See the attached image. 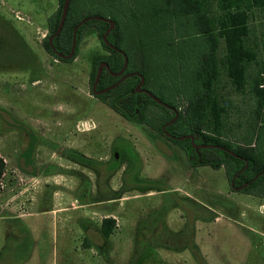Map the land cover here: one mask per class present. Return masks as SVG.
I'll list each match as a JSON object with an SVG mask.
<instances>
[{
    "label": "rangeland",
    "instance_id": "rangeland-1",
    "mask_svg": "<svg viewBox=\"0 0 264 264\" xmlns=\"http://www.w3.org/2000/svg\"><path fill=\"white\" fill-rule=\"evenodd\" d=\"M94 3L73 0L71 20L94 11ZM216 5L209 0L207 6ZM60 8L61 0H0V264H264V196L232 189L224 165H191L184 143L156 127L172 118L158 104L146 103L149 123L115 110L111 96L133 85V78L102 96L93 93L95 61L111 54L99 35L101 24L83 27L73 58L56 57L44 40L49 18H57ZM126 20L116 35L129 52ZM248 25L244 42L255 56L246 64L243 87L227 74L225 42L218 38L211 93L220 117L206 119L203 128L264 149V109L256 112L253 89L264 64V8L251 9ZM14 32L26 43L24 56ZM111 58L122 62L117 54ZM138 68H144L149 90L162 92L176 110L185 108L190 94L144 52L128 59L127 70ZM174 126L187 132L184 123ZM32 134L27 163L21 153ZM125 142L139 154L137 174L153 180L150 185L125 181L132 166L119 153ZM115 149L123 160L107 171L103 165ZM104 216L116 218L108 237L100 231Z\"/></svg>",
    "mask_w": 264,
    "mask_h": 264
},
{
    "label": "trees",
    "instance_id": "trees-1",
    "mask_svg": "<svg viewBox=\"0 0 264 264\" xmlns=\"http://www.w3.org/2000/svg\"><path fill=\"white\" fill-rule=\"evenodd\" d=\"M96 2L94 11L87 12L81 18L71 20V10L73 0H70L64 23L59 33L54 35L52 44L48 37L44 44L47 50L53 53V46L60 51H67L71 46L73 27L85 16L101 15L114 20V26L107 34V38L118 48H121L122 39L116 34L121 28V20L128 18L131 49L126 52L128 59L133 52H144L151 59V63L157 65L161 71L168 74V78L178 85L179 82L186 94H190L187 104L183 110H177V116L169 123L168 120H160L156 127L163 131L167 129L175 137L174 141L184 143L187 157L191 165L209 164L213 168L224 165L230 185L234 190L252 192L264 196V149L258 148L254 142L246 145L234 144L230 140L221 138L214 132L204 130L203 125L206 119L211 116L218 121L221 108L217 105L215 96L211 93L212 80L218 75L217 67V46L218 38L222 36L225 42V63L227 74L237 87L245 85L246 64L255 56V51L245 44V37L249 32L248 18L253 7L264 8V0H216L217 8L210 10L209 0H91ZM98 2V4H97ZM61 8L57 18H49L50 33H53L58 25ZM95 4V3H94ZM216 11V12H215ZM70 18V19H69ZM91 21L100 23L99 35L109 26L106 20L100 18H89L84 20L77 28V41L80 38L81 30ZM117 32V33H116ZM19 36L21 53H27L26 43ZM49 33V34H50ZM60 39L65 41L62 44ZM103 44L110 50L111 54L102 57L116 70L120 64H115L112 55L121 54L114 48L108 46L103 40ZM2 44V43H0ZM11 49L13 48L9 44ZM77 48V47H76ZM54 54V53H53ZM56 57L57 54H54ZM95 61V63H97ZM150 69V68H148ZM146 77L144 68H138ZM170 74V75H169ZM182 75L181 80L176 79ZM172 77V78H171ZM94 76H92L93 80ZM112 78V79H111ZM135 75L124 80L112 89L97 95L112 91L119 85L127 83ZM115 78L104 69L99 79L98 86H105ZM253 89L258 96L256 112L264 109V64L257 73ZM133 90V91H132ZM167 106L157 102L149 94L134 90V85H129L125 90L111 96L109 104L128 119L150 122L145 116L147 102H154L165 110L172 113V118L177 109L172 100L167 99L163 93H155ZM264 122V116H262ZM184 123L187 132L182 133L175 128V124ZM261 122V124H262ZM154 126V124H153ZM262 127V126H261ZM258 130V136H261ZM193 134L179 138V135ZM256 138V139H257ZM36 137L32 134L27 149L23 150L27 163L32 162V150ZM195 144H204L196 146ZM125 152L126 158L132 163L125 176V181L129 186L150 185L153 180L138 176L140 167V156L130 143H123L119 148V153ZM122 157L114 152V159L103 165L107 171L114 170L122 162ZM5 160L0 155V177L4 172ZM34 172V170H32ZM116 224L114 216H104L100 223V231L103 236L108 237ZM88 240H83V245L87 246Z\"/></svg>",
    "mask_w": 264,
    "mask_h": 264
},
{
    "label": "water",
    "instance_id": "water-1",
    "mask_svg": "<svg viewBox=\"0 0 264 264\" xmlns=\"http://www.w3.org/2000/svg\"><path fill=\"white\" fill-rule=\"evenodd\" d=\"M69 2L70 0H63V4H62V9H61V15H60V19H59V22H58V26L56 28V30L49 36L48 38V41L50 44H52V37L57 34L59 32V30L61 29L63 23H64V20H65V16H66V13H67V10H68V6H69ZM100 18V19H103V20H106L108 23H109V26L106 28V30L104 31V33L102 34V40L109 46H111L112 48H117L108 38H107V34L108 32L113 28L114 26V20L110 17H105V16H101V15H89L87 17H85L84 19L80 20L74 27H73V31H72V40H71V46H70V49H69V52L68 54H66L67 57H70L73 55L74 51H75V47H76V30H77V27L79 26L80 23H82L84 20H87L89 18ZM53 49H54V46H53ZM59 54H62L61 52L58 51ZM127 64V57H126V54L124 53V62H123V65L122 67L117 71V72H114V71H111L112 73H120L126 66ZM106 65L107 68L110 70V67L109 65L107 64L106 61H102L99 63L98 65V69H97V72H96V76L94 78V81L92 83V86H91V91L95 94H99L100 92L102 91H105L107 90L108 88L110 87H113L114 85H116L120 80L123 79V77H125L126 75L122 76L118 81L112 83L111 85L109 86H106L104 87L103 89H96V84H97V81L99 79V76H100V72H101V69L102 67ZM139 76H140V81L135 85L134 87V90H145L152 98H154L157 102H160L162 104H165L167 106H170L169 104L165 103L163 100H161L158 96H156L151 90L149 89H144L141 87V84L144 80V75L142 73H139ZM177 116V110L175 109V116L170 119L169 121H167L166 123H169L171 122L175 117ZM184 136H189L191 139L194 138V135L193 134H185V135H179L178 137L179 138H183ZM196 146H199V145H204V144H195ZM118 153V150L115 149V154Z\"/></svg>",
    "mask_w": 264,
    "mask_h": 264
},
{
    "label": "flooded vegetation",
    "instance_id": "flooded-vegetation-1",
    "mask_svg": "<svg viewBox=\"0 0 264 264\" xmlns=\"http://www.w3.org/2000/svg\"><path fill=\"white\" fill-rule=\"evenodd\" d=\"M61 15V14H60ZM85 17H87V16H85ZM84 17V18H85ZM60 18V17H59ZM83 18V19H84ZM93 18V17H92ZM82 20V19H81ZM81 24V23H80ZM80 24H79V26H80ZM58 26V25H57ZM78 26V27H79ZM77 27V28H78ZM62 28V27H61ZM61 30V29H60ZM59 30V31H60ZM106 30V29H105ZM59 33V32H58ZM109 33V32H108ZM52 33H50L49 35H48V38H49V36L51 35ZM56 35V34H55ZM54 37V36H53ZM53 37H52V39H53ZM78 41H79V39H78ZM78 41H77V30H76V47H77V44H78ZM109 46V45H108ZM76 47H75V51H74V53H73V55L72 56H70V57H67L66 56V54H68V52H69V50H67V51H60V50H58V49H53L54 51H53V53L54 54H57V56L59 57V58H62V59H64V60H68V59H71V58H73L74 56H75V54H76ZM111 47V46H110ZM53 48V47H52ZM70 49V48H69ZM115 50H117V52L119 53V54H121V57H122V63H121V65L119 66V68L118 69H116V70H113V69H111L110 68V70L107 68V66L106 65H104L103 67H102V69H101V72H100V76H99V79H100V77L102 76V73H103V70L104 69H106V70H108V72H109V74H111L115 79L111 82V83H109L108 85H105V86H98L99 85V79H98V81H97V84H96V89H103L104 87H106V86H109V85H111L112 83H114V82H116V81H118L122 76H124V75H126V74H128V75H126L125 77H123V79L122 80H120L116 85H114V86H117L118 84H120L121 82H123L124 80H126V79H128L129 77H131V76H133V75H135L136 76V80H135V82H134V87H135V85L140 81V76H139V73H141V71L140 70H127V65H128V55H127V53L123 50V49H121V48H114ZM49 51V50H48ZM58 51L59 52H61L62 54H59L58 53ZM50 52V51H49ZM51 53V52H50ZM53 53H51V54H53ZM124 53L126 54V57H127V64H126V66H125V68L120 72V73H112L111 71H114V72H117L121 67H122V65H123V62H124ZM53 54V55H54ZM102 61H106V60H104V59H99L98 60V62L96 63V70H95V73H94V78H95V76H96V72H97V69H98V65H99V63L100 62H102ZM107 62V61H106ZM108 64V63H107ZM109 65V64H108ZM109 67H110V65H109ZM143 74V73H142ZM144 75V74H143ZM94 78H93V80H92V83H93V81H94ZM144 80H145V77H144ZM144 80H143V82H142V84H141V87L142 88H144V89H146L147 87L144 85ZM92 83H91V86H92ZM113 86V87H114ZM113 87H110V88H108L107 90H109V89H112ZM148 89V88H147ZM107 90H105V91H102V92H100V93H103V92H106ZM133 91V90H132ZM139 91H142V92H145V93H147L145 90H139ZM148 94V93H147ZM175 116V115H174ZM172 119V118H171ZM169 121V120H168ZM163 132L165 133V134H167L169 137H171V138H173V137H175V135H173L171 132H169L167 129H163Z\"/></svg>",
    "mask_w": 264,
    "mask_h": 264
}]
</instances>
